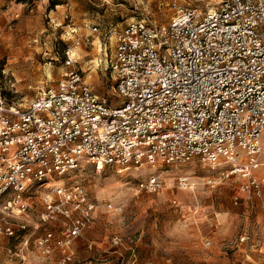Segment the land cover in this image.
<instances>
[{
	"label": "built area",
	"instance_id": "built-area-1",
	"mask_svg": "<svg viewBox=\"0 0 264 264\" xmlns=\"http://www.w3.org/2000/svg\"><path fill=\"white\" fill-rule=\"evenodd\" d=\"M212 8L202 13L177 0L169 24L133 18L108 30L99 46L110 53L92 62L114 82L109 99L76 69L57 88L33 89L26 105L8 103L0 90V264H26L32 244L44 259L57 252L59 264L73 261L74 242L100 211L82 184L67 182L82 164L128 171L197 160L222 179L244 178L247 199L262 196L253 173L264 135V0H215ZM79 30L72 29L74 38ZM66 55L68 65L77 62ZM138 188L155 194L163 183L152 175ZM38 202L43 235L22 237L4 260V241L28 227L10 219L37 211Z\"/></svg>",
	"mask_w": 264,
	"mask_h": 264
},
{
	"label": "rangeland",
	"instance_id": "rangeland-1",
	"mask_svg": "<svg viewBox=\"0 0 264 264\" xmlns=\"http://www.w3.org/2000/svg\"><path fill=\"white\" fill-rule=\"evenodd\" d=\"M176 1L0 0L1 92L8 103L26 105L34 97L33 89L57 88L76 69L97 95L111 98L110 74L94 70L92 62L103 58L106 50L110 53V46L100 48L99 41L104 43L108 30L121 29L133 18L151 26L169 24ZM214 1L185 0L202 13ZM50 4L54 8L46 16ZM93 27L99 32L91 33ZM75 28L80 30L74 38ZM37 36L41 39L33 44ZM67 52L77 60L74 65L66 63ZM262 147L261 164L253 174L263 183V193L252 199L240 189L244 178L222 179L197 160L128 171L82 164L68 174L67 182L82 184L100 211L95 225L74 242L70 264H264V135ZM152 175L160 177L162 190L155 194L139 190V182ZM181 176L189 178L188 187L179 185ZM212 176L217 179L214 187L209 184ZM36 208L10 219L28 227L4 241V260L11 256L8 251L18 252L22 237L32 236L33 242L43 235L41 204ZM243 236L248 240L240 243ZM115 239L121 240L119 245H114ZM25 253L26 264H59L61 256L56 252L44 259L33 244Z\"/></svg>",
	"mask_w": 264,
	"mask_h": 264
},
{
	"label": "trees",
	"instance_id": "trees-1",
	"mask_svg": "<svg viewBox=\"0 0 264 264\" xmlns=\"http://www.w3.org/2000/svg\"><path fill=\"white\" fill-rule=\"evenodd\" d=\"M53 8H54V4H50V5H48V6L45 8V10H44L45 15L47 16L48 12H49L51 9H53ZM0 72H1V69H0Z\"/></svg>",
	"mask_w": 264,
	"mask_h": 264
},
{
	"label": "bare ground",
	"instance_id": "bare-ground-1",
	"mask_svg": "<svg viewBox=\"0 0 264 264\" xmlns=\"http://www.w3.org/2000/svg\"><path fill=\"white\" fill-rule=\"evenodd\" d=\"M213 8H211L210 10H212ZM94 70H96L95 68H94ZM262 142H263V137H262ZM263 148V147H262ZM54 182H56V183H58V184H60L61 182L60 181H54ZM190 189H192V188H190Z\"/></svg>",
	"mask_w": 264,
	"mask_h": 264
}]
</instances>
